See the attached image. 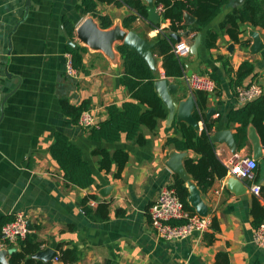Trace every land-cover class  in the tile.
<instances>
[{"label":"crops","instance_id":"0c3cea01","mask_svg":"<svg viewBox=\"0 0 264 264\" xmlns=\"http://www.w3.org/2000/svg\"><path fill=\"white\" fill-rule=\"evenodd\" d=\"M242 2L231 0L206 30L191 33L189 28L180 37V42L193 44L198 34L202 36L198 58L192 54L183 58L187 63L186 73L190 70L202 76L216 73L221 80L213 95L206 94L208 102L198 122V131L211 124L210 137L219 131H229L234 137L235 152L225 143H213L225 167L235 156L257 162L251 180L241 182L226 176L216 180L213 187L203 193L184 164L186 159L197 160L199 156L193 151H178L166 146L168 138L180 137L176 116L172 122L160 121L154 133L143 128L146 142L139 145L125 136L114 144L92 141L88 130L81 128L79 122L73 123L62 112V100H68L73 106L88 101L89 110L100 123L108 117V106H121L131 100L120 83L123 66L117 45L113 48L117 60L114 62L104 52L91 49L77 38L78 27L91 17L79 13L77 7L81 0H0L1 260L5 257L9 264L11 251L17 247V244H6L2 229L23 214L31 223V232H36L43 243L33 257L44 263L65 264L54 261L59 257V248L75 247L80 259L74 264H217L219 252L228 254L229 264H264V249L253 242L255 213L260 214L264 208L263 191L260 196L250 191L253 185L264 190V147L252 124L247 129V142L239 147L236 134L240 125H230L228 114L246 104L235 97L223 65L225 60L229 69L236 71L244 61L254 63L255 77H249L244 85L257 83L264 90V49L258 54L251 52L254 44L251 35L257 33L264 43V30L250 24L243 26L240 40L250 41L248 49L235 44L225 34L220 35L216 48L208 51L205 47L207 31L221 33L220 24ZM98 11L112 19L111 28L116 25L125 31L132 28L145 40H154L160 30L170 27V21L163 22V14L160 29L153 30L148 19H138L130 27H124L123 20L135 14L126 6L99 4ZM187 16L192 17L186 13L185 23L195 24H188ZM64 17L75 25L73 38L66 32ZM68 39L75 47L87 49L82 68L76 70L74 77L66 73ZM155 59L160 68L161 61ZM160 72L165 78L162 69ZM170 80L179 86L174 96L176 102L191 95L184 78ZM195 99L196 110H199L196 96ZM212 109L215 113L208 116ZM56 133L65 134L81 149L95 178L90 188L80 189L65 181L63 172L49 153ZM99 148L128 152L129 161L120 178L115 177L116 165L111 172L99 170V158L92 155V151ZM177 177L184 181L189 197L192 192L199 196L207 210L206 217L217 220L220 231L215 234L213 243L207 244L204 235L197 234L175 242L157 237L149 209L157 201L161 189L173 186ZM88 196L95 198L85 206L92 210L91 214L85 213L81 204ZM104 202L109 204L108 218L97 219L96 210ZM188 202L195 214L200 215L189 198ZM48 250L54 251L56 256L51 259L46 254ZM0 264L3 263L0 261Z\"/></svg>","mask_w":264,"mask_h":264},{"label":"trees","instance_id":"16d2710c","mask_svg":"<svg viewBox=\"0 0 264 264\" xmlns=\"http://www.w3.org/2000/svg\"><path fill=\"white\" fill-rule=\"evenodd\" d=\"M231 0H155V7L163 5V22L170 21V27L160 30L158 36L154 39H148L154 44L153 53L161 61L160 68L156 64L153 69L151 65L138 53L131 51L125 45L116 47L122 59L123 73L120 77V83L126 88L130 101L121 106L112 104L106 108L107 119L98 123L88 130L89 138L95 142L119 143L123 136L128 141H136L139 145H144L146 138L142 129L146 128L150 132L157 131L159 122L168 118V109L158 92L154 88L155 82L162 79L160 69L163 70L165 78L179 80L184 78L187 71V63L174 53V47L178 43L176 39L171 38V33L181 37L189 28L191 33H200L208 28L212 21L219 16L223 8ZM99 4L114 5L115 7H128L135 14L126 17L123 20L124 27H130L138 19L147 20L148 5L144 0H81L77 7L79 13L83 16H91L98 21L103 30L112 27L113 21L107 15H102L98 11ZM189 13L194 19L195 24L188 26L185 23V14ZM63 23L66 32L70 38L74 37L75 25L64 17ZM250 24L254 28L264 30V0H244L239 7L233 9L225 20L220 24L221 33L208 30L205 37V47L209 51L217 47V42L221 34H225L235 43L245 49L250 46V41H241L240 35L243 33V26ZM153 30H159L160 24H151ZM67 51L72 57V63L75 70L82 68L83 54L87 49L81 46L75 48L67 47ZM223 62V58L219 57ZM225 71L230 79V87L235 92L240 86H243L249 77H255V64L250 61H244L236 71H231L228 62L224 60ZM217 87H220L221 80L216 73L209 75ZM198 103V109L195 112V119L199 122L205 113L208 96L205 93H195ZM90 103L84 101L80 106H73L68 100L61 101V109L64 115L71 118L72 122L77 124L81 115L89 110ZM230 125L239 124L236 139L239 147L247 142V129L250 124L257 129L264 147V96L247 103L238 110H232L228 114ZM180 137H170L167 139L166 146H173L178 151H193L199 158L186 159L185 169L189 175L197 182L203 193H207L213 187L216 180H221L227 175V167L219 160L215 146L211 142L210 132L211 124H206L203 131L199 132L185 122L177 124ZM49 153L56 161L63 172L67 183L80 188L88 189L95 183V178L89 163L83 158L81 149L73 143L68 136L63 133H56L52 145L49 147ZM92 155L99 158L98 168L100 171L111 172L113 165L117 166L115 177L120 178L126 164L129 161V154L125 150L118 149L110 152L107 149H94ZM184 204L185 208L194 215L193 208L189 205V190L184 181L176 178L171 186ZM263 197H264V190ZM92 196L86 197L81 204L85 213L91 214L92 210L85 208ZM258 205L257 203H255ZM109 204L101 203L96 210V218L107 220ZM256 219L254 226L257 229L264 223V208H261L260 214L255 213ZM173 225H182V222H173ZM212 232L204 234L207 244L216 240L215 234L220 231L217 220L211 221ZM43 243L40 241L36 232H31L27 238L17 243L10 254L9 264H50L35 259ZM59 260L65 264L77 263L80 259L77 248L63 249L59 248ZM217 264H229V256L226 252H219L216 257Z\"/></svg>","mask_w":264,"mask_h":264},{"label":"built area","instance_id":"2783aa9c","mask_svg":"<svg viewBox=\"0 0 264 264\" xmlns=\"http://www.w3.org/2000/svg\"><path fill=\"white\" fill-rule=\"evenodd\" d=\"M156 10L160 15L163 14V5H159ZM191 45V43L180 42L174 47V53L181 59L186 58L191 54ZM66 73L70 77L76 75L70 54L67 55ZM184 79L193 95L197 92L213 95L217 91L216 82L209 76L194 73L192 76H188L186 73ZM263 95L264 90L257 83L240 86L235 91V97L242 104L252 102ZM97 124L95 114L91 110L85 111L79 119V126L85 130H90ZM256 169L257 162L254 159L235 156L228 162L226 176L245 182L253 178ZM250 191L252 194L260 196L262 189L258 185H253L250 187ZM149 214L157 237L165 242L186 240L195 234L204 235L211 229L212 220L209 217L192 215L172 187L161 189L157 201L149 209ZM182 221H184L182 225L172 224ZM28 224V219L23 214L17 215L12 222L6 224L2 229L6 244L16 245L19 241L25 240L31 233ZM253 242L256 247L264 249V223L256 229ZM58 260V257L54 258V261Z\"/></svg>","mask_w":264,"mask_h":264},{"label":"water","instance_id":"95a60500","mask_svg":"<svg viewBox=\"0 0 264 264\" xmlns=\"http://www.w3.org/2000/svg\"><path fill=\"white\" fill-rule=\"evenodd\" d=\"M145 1L148 4V21L153 25L160 24L162 18L156 10L155 0ZM186 21L188 24H193L195 19L187 16ZM76 34L81 43L93 50L104 52L114 62L117 61L115 58L116 54L113 51L114 46L125 45L129 47L131 51H134L143 57L153 69L156 68L157 62L153 53L154 44L143 39L140 35L133 31H125L118 25L111 29L109 28L107 30H103L100 28L99 23L96 22L94 18L90 17L78 27ZM251 36L254 40L251 52L253 54H258L264 49V43L257 33H253ZM170 37L180 42V37L176 34H171ZM201 43L202 36L201 34H198L194 43L191 45V54L197 58ZM67 45L71 48H75V44L71 39H68ZM187 75L192 76L193 71L190 70ZM154 88L168 109L167 120L169 122H172L176 116L179 123L185 122L192 126L195 130H199L198 122L194 116V112L196 110L195 95L191 94L186 100L176 102L174 100V96L178 93L179 86L175 83H172L169 78H162L161 80L155 82ZM214 113L215 110L212 109L208 112V116H211ZM210 139L212 143H225L232 151H236L235 139L233 136H231L229 131H219L213 137H210ZM188 198L192 202V205L197 209L199 214L203 217H206L207 210L199 196L195 192H192V196ZM28 225L29 229L32 231L31 223L29 222ZM46 254L49 255L51 259L56 256V253L51 250H48ZM0 261L3 264H7L5 262V257L4 259L2 258V260L0 259Z\"/></svg>","mask_w":264,"mask_h":264},{"label":"rangeland","instance_id":"374dc122","mask_svg":"<svg viewBox=\"0 0 264 264\" xmlns=\"http://www.w3.org/2000/svg\"><path fill=\"white\" fill-rule=\"evenodd\" d=\"M127 30H128V31H133L132 28H130V30H129V29H127ZM143 39H144V38H143ZM147 41H149V40H147Z\"/></svg>","mask_w":264,"mask_h":264}]
</instances>
